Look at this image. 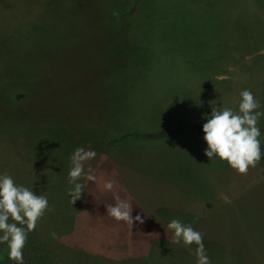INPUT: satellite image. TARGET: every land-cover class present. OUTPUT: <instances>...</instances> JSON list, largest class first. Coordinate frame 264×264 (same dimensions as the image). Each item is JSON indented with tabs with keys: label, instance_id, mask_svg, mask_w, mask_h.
<instances>
[{
	"label": "rangeland",
	"instance_id": "rangeland-1",
	"mask_svg": "<svg viewBox=\"0 0 264 264\" xmlns=\"http://www.w3.org/2000/svg\"><path fill=\"white\" fill-rule=\"evenodd\" d=\"M133 4L0 0V172L47 196L36 227L63 264H196L195 245L173 242L172 218L203 234L211 264L258 259L264 157L239 174L210 161L203 138L188 135L195 132H161L206 122L212 104L237 109L242 89L264 111V0ZM259 127L264 143V118ZM127 131L151 136L109 145ZM77 147L97 152L88 164L98 180L72 203L67 176ZM104 179L118 182L143 223L129 228L107 216L114 201ZM216 200L221 206L202 220ZM158 227L165 237H149Z\"/></svg>",
	"mask_w": 264,
	"mask_h": 264
},
{
	"label": "clouds",
	"instance_id": "clouds-1",
	"mask_svg": "<svg viewBox=\"0 0 264 264\" xmlns=\"http://www.w3.org/2000/svg\"><path fill=\"white\" fill-rule=\"evenodd\" d=\"M238 108L212 104L211 112L202 125L203 140L207 147L204 155L211 161L218 158L239 174H246L249 167H254L264 157L259 139L262 135L259 127L264 111L260 101L249 89L239 92ZM97 157L92 148L77 147L70 157V169L67 182L72 203L81 198L87 190V182H97L95 169L88 164ZM87 165V166H86ZM102 188L111 193L114 203L106 204L107 216L117 222H123L129 228L134 222L143 223L141 215L133 216V207L129 198L121 196L115 179H104ZM49 209L46 195L36 194L32 188L17 183L7 172H0V244L7 246L8 259L15 264H25L23 250L28 235L35 230L37 222ZM171 232L173 242L189 247L195 245L196 264H211L207 254L203 234L194 229L192 224L179 218H172L166 225ZM53 236L55 234L53 233Z\"/></svg>",
	"mask_w": 264,
	"mask_h": 264
},
{
	"label": "trees",
	"instance_id": "trees-1",
	"mask_svg": "<svg viewBox=\"0 0 264 264\" xmlns=\"http://www.w3.org/2000/svg\"><path fill=\"white\" fill-rule=\"evenodd\" d=\"M138 2L139 0H134V4L131 7V10L135 8ZM203 123L204 122L202 121L191 120L175 128L165 130L161 132V134L163 133L164 134H171V133L174 134V133H180V132H195V133L203 134L202 132ZM146 134L148 133L127 131L121 134L120 136L115 137L112 140H110L109 145L116 146L118 143L130 137H138V136H143ZM23 255H24L25 264H63L62 262L54 258L48 246L45 244V242L42 241V239L40 238L39 232L37 230V227L35 228V230L29 233L28 240L23 250ZM0 264H15L14 261H11L8 259L7 246L3 244H0ZM76 264H99V263L83 262V263H76Z\"/></svg>",
	"mask_w": 264,
	"mask_h": 264
},
{
	"label": "crops",
	"instance_id": "crops-1",
	"mask_svg": "<svg viewBox=\"0 0 264 264\" xmlns=\"http://www.w3.org/2000/svg\"><path fill=\"white\" fill-rule=\"evenodd\" d=\"M198 120H202L201 118H198ZM189 121H191V120H189ZM188 121V122H189ZM187 123V122H186ZM184 124V123H183ZM116 126V125H115ZM136 126H140V125H136ZM108 130H106V132H107ZM134 132V131H133ZM161 135H163V134H161ZM172 136H175V137H184L185 136V134H182V135H180V134H177V133H175V134H171ZM188 135H191V137H194V139H196V140H198V139H201V138H203V135L204 134H201V133H188ZM149 136H151V134L150 135H148V134H146V135H143V136H138V137H130V138H128V139H126V140H124V141H122V142H120V143H122V145L121 146H123L124 144H125V142H129V141H133V143L131 144V145H129V147H132V146H134L135 144H137L139 141H142V140H145V139H149ZM119 144V143H118ZM124 148H126V147H124ZM123 149V148H122ZM121 150V149H120ZM119 152V151H118ZM117 152V153H118ZM116 153V154H117ZM114 162V161H113ZM259 170V169H258ZM260 172V174H259V176L257 177V178H261V176L262 177H264V172H262V171H259ZM214 203H217L218 205L217 206H221V205H219V203H218V201L216 200V201H214L213 203H211L208 207L206 206V209L205 210H203L201 213H203L202 215H201V217H202V220H204V218H206V216H207V213H208V211L209 210H212V208H213V206H214ZM149 232V231H148ZM162 232V234H161V236H159L158 234L159 233H161ZM165 231L162 229V228H160V227H158L157 229H154L153 231H150L149 233H148V235H149V237H165ZM247 253V252H246ZM253 254V253H252ZM254 257H251L250 255L248 256V262H247V264H264V252H261L260 253V255H259V258L257 259L256 257V259H253Z\"/></svg>",
	"mask_w": 264,
	"mask_h": 264
}]
</instances>
